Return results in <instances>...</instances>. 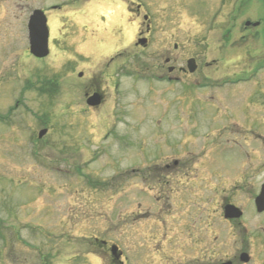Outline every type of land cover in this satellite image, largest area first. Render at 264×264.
<instances>
[{
    "label": "rangeland",
    "instance_id": "obj_1",
    "mask_svg": "<svg viewBox=\"0 0 264 264\" xmlns=\"http://www.w3.org/2000/svg\"><path fill=\"white\" fill-rule=\"evenodd\" d=\"M238 5L0 0V264H77L86 254L94 255L89 264H108L111 245L136 264L215 262L245 247L250 264H264V213L253 205L264 183V23L243 28L264 7ZM36 9L50 39L40 61L28 54L26 30ZM143 15L146 50L135 45ZM43 86L50 92H39ZM94 89L104 95L95 109L84 98ZM259 134L263 140L249 137ZM172 159L180 166L169 174L151 166ZM238 161L245 173L221 182L216 168L235 172ZM188 178L204 195L188 198L204 209L194 204L181 221ZM226 202L242 210L240 220H222ZM158 208L178 228L157 262L147 255L164 246Z\"/></svg>",
    "mask_w": 264,
    "mask_h": 264
},
{
    "label": "flooded vegetation",
    "instance_id": "obj_2",
    "mask_svg": "<svg viewBox=\"0 0 264 264\" xmlns=\"http://www.w3.org/2000/svg\"><path fill=\"white\" fill-rule=\"evenodd\" d=\"M224 1L225 0H220V3H224ZM236 3H238L239 5H238V9H239V11H241V10H243L244 8H248L249 7V5L252 3V2H255V1H259L262 5H263V7H264V0H234ZM132 3V2H131ZM130 4V3H129ZM127 8H128V11H129V14H130V17H133V15H132V13L130 12V10H129V6L127 5ZM142 7H140L139 5H137V10L135 11V13H134V15H135V17H136V19H138V14H139V12H140V9H141ZM237 12H238V10H237ZM142 19H143V21L144 22H147V24H145V30H144V32H139V36H138V38H137V41H136V47L137 48H141L142 50H146V48H147V45H148V42H149V38H150V34H151V28H150V25H149V17L147 16V15H143L142 16ZM257 19V18H256ZM231 21H236V17H233V18H231ZM262 23H264V17H262L261 16V18L259 19V21H254V22H251L249 19H245L244 21H243V28H244V30L246 31L248 28H250V27H259V26H261V24ZM254 24H256V25H254ZM229 30L225 33V36H226V38L227 37H229ZM142 42V47L138 44V42ZM194 60V59H193ZM113 60H111V62H112ZM139 60L137 59V62H138ZM169 63V58H167L166 60H165V64H168ZM194 64H195V66H196V62H195V60H194ZM144 66V65H143ZM197 67V66H196ZM180 70V72L181 73H184L185 72V70L184 69H179ZM174 71V68L173 67H167V72L170 74V73H172ZM82 77V73L80 72V73H78V78H81ZM93 95H98L99 96V98H100V105L103 103V101H104V95H103V93L100 91V90H97V89H94V90H92V91H90V90H88L87 92H85L84 93V98H85V104H86V101H87V99L89 98V97H91V96H93ZM99 105V106H100ZM99 106H95V108H98ZM88 108H90V107H88ZM95 108H93V109H95ZM261 134V133H260ZM252 135V136H249V137H253V141H255V139H254V137L256 138V139H259L260 138V140H263V138H261V135ZM239 135V134H238ZM227 140V142H232L234 145H236V147L235 148H239V146H241L240 145V143H238L236 140H234V139H226ZM245 140H247L248 141V139H245ZM242 142H243V140H242ZM249 142V141H248ZM238 146V147H237ZM233 149V148H232ZM240 150V149H239ZM245 156H247V157H249V153H245ZM240 161H242V160H240ZM240 161H238V162H240ZM171 164H169V163H165L164 161H163V163H162V165H157V164H154V165H151V166H153L154 167V169H155V171H159V172H161V171H163V172H168V174L169 173H171L172 172V170H174V171H176L177 170V168H178V166H180L179 165V162H177V160L175 159H172L171 160V162H170ZM191 165H192V167L194 168V169H196L195 168V166H194V164H193V162L191 163ZM241 165H242V162H240V163H237V166H236V169H235V172L234 171H231L228 167H227V165H223V166H218L216 169L218 170V169H221V172H222V174H221V178H219L220 180H222L221 182H224L223 180H225V177L227 176V175H236V174H242V173H245V171H243V169L241 168ZM150 166V167H151ZM216 167V166H215ZM222 167V168H221ZM148 168V167H147ZM217 170H216V172H217ZM216 176H218L217 174H216ZM227 179H230L231 180V178H227ZM219 180V181H220ZM168 181H165V182H163V185L162 186H164L165 184H167L168 185V183H167ZM198 183V182H197ZM196 182H194V178H188V179H183V181L181 182V184H182V186H183V188H182V190H184V189H186L187 190V193L188 194H186V195H183V196H186V200L188 201L186 204H184L183 206H185V208H183V206H182V216H180V213H178V215L181 217L180 219H181V221H183L184 220V215L185 214H191V212H195L194 211V204L196 205V209L195 210H199L198 212L199 213H202L203 212V209H204V206H201V205H199V204H197V203H194V200H198V199H202V198H204V195L201 193V191H202V189H199V190H197V191H195V190H193L194 189V187H196L198 184H200V183H198L197 184ZM210 183V182H209ZM235 183H237V182H235ZM222 184V183H221ZM216 185V184H215ZM262 185H264V183H262L261 185H260V187H259V191H260V188H261V186ZM197 187H200V186H197ZM223 190V189H222ZM259 191H258V193H259ZM149 192V191H148ZM194 193V194H196L197 196H198V198H196V199H194V200H192V199H190V198H188L189 197V195L191 194V193ZM196 195H194V196H196ZM258 195V194H257ZM256 195V196H257ZM255 196V197H256ZM201 197V198H200ZM254 197V198H255ZM253 201H254V199H253ZM228 205H232V206H234V207H236L234 204H232L231 202H226V203H224L223 205H222V207H221V215H220V217L222 218V220L224 221V222H229V221H238V220H240L241 218H242V216H243V212H242V210L240 209L239 211L241 212V216L239 217V218H237V219H233V218H231V219H228V218H226L225 217V208H226V206H228ZM190 206L193 208L192 209V211L191 210H188L189 208H190ZM236 208H238V207H236ZM159 209V212H158V218L156 219V218H153V219H156V221H160V222H162L163 223V221H162V219H165V221H166V223L164 222V225H163V227H164V229H165V235H164V241H163V244H164V246L163 247H161V248H159V249H157L156 251L155 250H152L151 252H150V254H148L147 256H149L148 258H150V256L152 257V258H154V260L155 261H157L158 262V260H160V258H161V255L162 254H165L166 253V250H167V247H168V245H170V238H171V236H169L171 233H173L175 230H176V228H178V226H174V228L173 229H171L172 227V225H171V223H170V220H172L173 218H172V215H169L168 217H167V215H164L163 214V212H161L162 211V209L161 208H158ZM201 209V210H200ZM145 213V215H146V212H144ZM143 216L144 218H147V217H149V216ZM149 218H152V217H149ZM208 225L209 224H206V225H203V223H202V225L201 226H199V227H203V226H205V227H208ZM185 229L186 230H188L189 229V224H185ZM167 238H168V240H167ZM186 240V239H185ZM184 239H183V242L185 241ZM105 240H102V242H99V245H97V247H98V249H100V250H102V246L104 245V242ZM114 247H116V248H114ZM245 248H246V250H245ZM245 248H240L239 249V251H237L236 252V254L231 258V259H227V260H219V261H215V262H205V263H203V262H201V261H193V262H188L187 264H250V262H251V260H252V256H251V254L249 253V250H248V248L247 247H245ZM109 258H108V264H136L135 262H134V260H135V258H133L132 260H129L128 259V257L126 258V256H127V254H126V252H124L123 251V253L120 251V250H118V248H117V246L116 245H111L110 247H109ZM88 255H91V254H86V256H84L83 255V258L82 259H79V261L80 262H78L77 264H84V262H86L87 264H89L87 261H85V259H86V257L88 256ZM244 255V256H243ZM91 256H94V255H91ZM155 256V257H154ZM96 257V256H95ZM244 259H246L245 261H244ZM150 260V259H149ZM100 261V260H99ZM150 262H151V260L149 261V264H150ZM100 263H101V261H100Z\"/></svg>",
    "mask_w": 264,
    "mask_h": 264
},
{
    "label": "water",
    "instance_id": "obj_3",
    "mask_svg": "<svg viewBox=\"0 0 264 264\" xmlns=\"http://www.w3.org/2000/svg\"><path fill=\"white\" fill-rule=\"evenodd\" d=\"M28 41H29V51L30 54L36 58H44L48 55L47 49V37L48 32L46 29V22L43 13L39 10L33 11L32 15L29 17L28 24ZM143 42V41H142ZM140 41L139 43L142 44ZM187 67L190 73L194 72L195 65L193 60L187 62ZM99 96L93 95L87 100L89 106H96L99 104ZM45 131L39 133L41 137ZM254 204L256 211L261 213L264 211V185L261 187L259 195L254 199ZM241 212L233 206H226L225 208V217L228 219L239 218ZM244 256V255H243ZM246 259H244L245 261ZM228 264V263H227Z\"/></svg>",
    "mask_w": 264,
    "mask_h": 264
},
{
    "label": "trees",
    "instance_id": "obj_4",
    "mask_svg": "<svg viewBox=\"0 0 264 264\" xmlns=\"http://www.w3.org/2000/svg\"><path fill=\"white\" fill-rule=\"evenodd\" d=\"M39 91L42 92V91H47V90H45V88H41L39 89Z\"/></svg>",
    "mask_w": 264,
    "mask_h": 264
}]
</instances>
